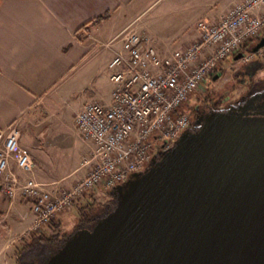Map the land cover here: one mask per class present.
Instances as JSON below:
<instances>
[{"label": "water", "instance_id": "obj_1", "mask_svg": "<svg viewBox=\"0 0 264 264\" xmlns=\"http://www.w3.org/2000/svg\"><path fill=\"white\" fill-rule=\"evenodd\" d=\"M111 195L33 264H264V85L202 111Z\"/></svg>", "mask_w": 264, "mask_h": 264}, {"label": "built area", "instance_id": "obj_2", "mask_svg": "<svg viewBox=\"0 0 264 264\" xmlns=\"http://www.w3.org/2000/svg\"><path fill=\"white\" fill-rule=\"evenodd\" d=\"M198 38L160 54L143 34L124 29L112 41L108 63L113 88L109 102L86 101L74 114L82 140L92 144L81 166L84 176L69 188H54L38 179L36 163L19 142L15 125L0 129V186L10 203L26 200L37 231L79 198L97 189L110 191L133 172L143 170L152 156L169 148L191 119L185 109L199 86L229 54L245 52L264 63V46L255 53L244 48L264 35V0H241L215 22L196 23ZM252 40V41H251ZM12 163L18 169L13 171Z\"/></svg>", "mask_w": 264, "mask_h": 264}, {"label": "crops", "instance_id": "obj_3", "mask_svg": "<svg viewBox=\"0 0 264 264\" xmlns=\"http://www.w3.org/2000/svg\"><path fill=\"white\" fill-rule=\"evenodd\" d=\"M239 1L170 0L163 4L162 0H0V129L15 125L19 142L27 151L20 130H28L32 138L28 146L38 151V138L47 131L39 125L54 113L58 93L71 90L73 82L69 81L74 75L97 72L96 64L82 69L98 47L128 28L146 36L160 54H166L198 38L195 26L199 20L215 22ZM153 7L157 12L150 15ZM107 12V19L88 25V29L83 27ZM113 55L112 50L108 63ZM81 78L74 83H80ZM91 99L97 98L80 101L73 113ZM109 100L110 96L101 99ZM33 159L38 179L43 182H60L78 169L52 177ZM12 169L18 172L14 163ZM2 197L0 188V200ZM9 205L0 208V253L4 254L0 264H8L10 245L24 232L10 233L7 218L10 215L20 228L27 214L19 203ZM27 206L35 217L28 202Z\"/></svg>", "mask_w": 264, "mask_h": 264}, {"label": "rangeland", "instance_id": "obj_4", "mask_svg": "<svg viewBox=\"0 0 264 264\" xmlns=\"http://www.w3.org/2000/svg\"><path fill=\"white\" fill-rule=\"evenodd\" d=\"M168 1L170 0H162L163 4ZM156 8L157 7L151 8L149 14H156ZM117 41V39L114 41L111 40L104 46L98 47L96 49V55H94L82 69L83 72L96 64L97 72L94 75L88 74V76H85L83 74L84 76L82 75V77L80 73H77L69 81L70 84L73 82L71 90L66 93H62V91L58 93L56 105L53 106L54 113L48 116L46 123H44V120L42 124L39 125L47 127V131L44 136L38 138V151L28 146L29 141L32 139L29 131L20 130L22 139L25 140V144L31 156L40 162L46 174L49 176L62 177L78 168L74 174L60 182H45L51 184L54 188H69L84 176L88 168L86 166H81V159L85 154H88L92 144L81 139L74 124V116L72 115H74L73 112L80 101L91 96L100 100L110 96L113 84L109 78L111 69L107 66V63L111 57L112 50L115 49L113 44H119ZM254 43L253 41L251 45ZM245 52L248 53V50ZM246 57L233 59V56L229 54L226 59L219 63L207 80L199 86L196 96L192 97L184 106L192 123H194L197 114L203 109L228 107L231 103L246 96L253 89L264 85V63H262L261 58L258 56H254L253 58ZM217 72H219V76L213 77ZM80 78V83H78V81L74 83L75 80H79ZM70 84L66 86L68 87ZM2 198L3 199L0 200V208L4 207L6 209L10 206V202L7 198ZM88 201L93 203V208L89 213L87 211V216L79 215L74 205L69 210L59 213L57 217L54 218L55 221L59 220L60 223H62V231L69 234L80 224H92L97 214L109 210L113 206L111 192L102 189H97L94 193H87L82 201L80 200V203ZM17 203L20 205L19 208H24V213L27 214L24 215L23 224L20 228L14 224L13 218L9 215V219L7 218L9 231L10 233L18 234L22 231L24 232L21 234H24L26 231L32 233L33 230H30V227L35 217L32 216L24 198L20 196L17 197L14 204ZM87 213L85 212V214ZM41 228L34 231V235L42 232ZM40 234H42L40 236L44 238H39L37 236L35 237L36 239L31 241L28 239L29 242H31L29 245H24L25 242L21 244L14 241L10 245L7 255L8 264H27V260L36 261L38 258L44 257L56 243L48 242L45 237L46 231ZM23 246L25 247L23 248ZM14 251L16 254L15 257L12 258ZM17 254L20 256L19 262L16 259ZM3 258L4 254L0 253V259Z\"/></svg>", "mask_w": 264, "mask_h": 264}, {"label": "trees", "instance_id": "obj_5", "mask_svg": "<svg viewBox=\"0 0 264 264\" xmlns=\"http://www.w3.org/2000/svg\"><path fill=\"white\" fill-rule=\"evenodd\" d=\"M109 15L110 14L107 12L101 16H98V17L94 18L93 20H90L89 22H87L85 25H83V27L88 29V27H89L88 25L94 24V23H99V22L103 21L104 19H107L109 17ZM256 42H257V40H255V43L253 45H250V46L246 45V46H244V48L252 50V48L256 44ZM219 63H221V61ZM219 63H218V65H219ZM218 75H219V72L215 73V75L213 77H215V76L217 77ZM218 108H220V107H218ZM84 196H86V194H84ZM84 196L79 198L78 201L75 203L76 211L81 216H84V215L87 216L89 211H92V208H93V205H92L93 203L91 201L80 203V200L82 201ZM87 211H88V213H87ZM85 212L87 214H85ZM2 215H3V212L0 211V218L2 217ZM41 229H42V232H40V233H43L44 231H46L45 237L48 240V242H50V243H57L60 239L64 238L67 235V233L65 231H62V223H60L59 220L55 221V219L44 224ZM34 233H35L34 231L32 233L26 231L24 234H22L20 237L17 238V241L21 244L23 242H25L24 245H29V243H31V242H29L28 239H30V241H31L33 239H36L35 237H37V236L39 238L43 237V236H40V235H42L40 233H37L35 235H34ZM24 247L25 246H23V248ZM16 259L18 262L20 261L19 254H17Z\"/></svg>", "mask_w": 264, "mask_h": 264}, {"label": "flooded vegetation", "instance_id": "obj_6", "mask_svg": "<svg viewBox=\"0 0 264 264\" xmlns=\"http://www.w3.org/2000/svg\"><path fill=\"white\" fill-rule=\"evenodd\" d=\"M202 111H205V109H203ZM202 111H201V112H202ZM201 112H200V113H201ZM200 113H199V114H200ZM199 114H197V116H198ZM197 116H196V118H197ZM196 118H195V119H196ZM194 123H195V121H194ZM194 123H191V126H192V127H193ZM27 261H28L27 264H33V263L35 262V260H27Z\"/></svg>", "mask_w": 264, "mask_h": 264}]
</instances>
